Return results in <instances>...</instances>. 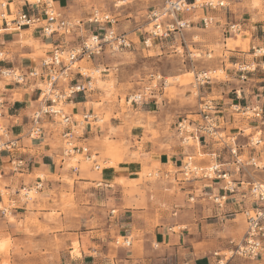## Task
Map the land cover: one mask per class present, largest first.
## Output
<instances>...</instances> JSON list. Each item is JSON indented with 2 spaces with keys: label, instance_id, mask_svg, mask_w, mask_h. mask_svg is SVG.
<instances>
[{
  "label": "crops",
  "instance_id": "crops-1",
  "mask_svg": "<svg viewBox=\"0 0 264 264\" xmlns=\"http://www.w3.org/2000/svg\"><path fill=\"white\" fill-rule=\"evenodd\" d=\"M54 2L58 8L64 9L67 13L69 8L75 6L77 0H54ZM6 3L7 6L3 10L8 17H14L22 9L31 12L29 7L23 6L21 0H7ZM70 13H67L70 18L81 21V24L87 21L89 15L85 9ZM185 16L190 17L191 14L186 13ZM229 25L218 22L215 27L223 32L222 37H213V40L205 44L206 51L210 52L215 51L216 42L223 41L224 44L215 65L223 68L226 78L210 81L213 92L206 96L214 99L217 105L218 109L215 113L224 133V140L227 142L200 136L194 139L191 145L182 143V145H170L160 153L159 157H152L150 155L152 151L147 150L145 160L149 166L162 172L170 171L168 180L152 184L151 191L146 193L144 199L141 196L131 197L124 193L119 208L113 209L117 214L109 216V208L101 211L107 212L109 216L107 221L94 225L90 224L92 221L88 219L87 230L75 233L79 236L76 239L78 241L76 244L80 245L79 256H69V253L73 252L71 244L75 240L64 239L67 246L64 253L67 264H264V257L258 261H250L240 257L227 259L224 255L233 248L232 242H238L245 234L247 218L244 211L256 206L249 191L251 183L264 182V169L245 165L243 170L238 172L235 168V157L230 152L231 146L236 143L239 158L247 161L251 157H256L259 163L264 162V124L243 118L230 109V104L237 100L236 90L241 89V103L256 102L264 97V53L262 55L253 53V50L264 49V26L246 21L243 26L238 24L239 29L233 31ZM88 27L86 25L84 30ZM241 32L247 34L244 35L245 38L250 39L248 49L237 44L231 48L227 47V40L233 38L238 41L237 37ZM0 33V38L4 42L2 50L5 53L1 65L27 69L36 65L55 46L74 45L79 41V35H84L86 31L77 30L70 35L56 33L51 37H45L35 26L6 30L5 21L1 19ZM128 34L136 43L134 50L131 51L139 50L141 36L135 32V29ZM211 44L214 46L213 50H209ZM240 65L249 67L246 81L240 79L238 69ZM3 88V94L7 99L5 123L11 128L13 135L22 137L23 157H32V161L23 172L12 173L7 157L0 154V172H3L0 192L4 189L11 195L21 186L32 185L38 178L43 179L42 175H46V181L52 180V177L63 168L58 163L59 154L54 146L52 130H49L47 136L40 142H30L25 137L30 116L38 106L37 91L7 83ZM82 98L85 97L81 94L75 95L73 102L79 116L87 112L85 104L88 102L83 101ZM74 115L76 116L75 112ZM120 124L114 121L105 123L103 127H96L95 133L98 137L107 136L118 141L124 135L119 130ZM93 128H90L92 132ZM256 135L262 138V142L253 146L251 140L255 139ZM188 155L192 156L195 163L200 166L221 164L234 180L236 189L233 192L227 190L224 180H176L174 171L180 169ZM137 163L138 161L134 163L125 161L119 163L117 169H108L102 178L109 182L101 184L110 186L114 185L113 181L116 180L137 179L134 174L141 168V162L138 163L139 165ZM77 177L82 183H87L90 178H96L85 172L82 175L79 173ZM2 198L4 203V196ZM215 198H221L223 206H219ZM13 212V218L17 223L9 221L3 229L11 238L8 255L11 264L20 256L26 257V251L22 250V246L25 248L29 241L25 234L19 231L18 225L20 216L24 215L26 210L15 209ZM116 236L131 237L133 246L125 250L112 249L111 242ZM35 254L29 252L27 258L31 259ZM6 258L7 255L0 252V261Z\"/></svg>",
  "mask_w": 264,
  "mask_h": 264
},
{
  "label": "rangeland",
  "instance_id": "rangeland-1",
  "mask_svg": "<svg viewBox=\"0 0 264 264\" xmlns=\"http://www.w3.org/2000/svg\"><path fill=\"white\" fill-rule=\"evenodd\" d=\"M6 2L7 0H0V14L6 13L2 7ZM157 4H160L158 0H77L75 6L69 8L67 13L85 9L89 12V17L93 8H99L116 16L117 31L128 34L137 25H147L146 13ZM200 12L202 11H195L197 14ZM211 12L222 24L243 26L246 21H251L253 24L264 26V0H231L228 8ZM8 18L11 19L13 16ZM215 26L202 30L197 25L194 30L187 33L188 46L179 47V50H175V47L179 46L180 42L173 36L172 39L162 42L154 41L151 48H145L141 43L140 49L136 51L130 49L115 55L105 54L90 61L82 60L76 63V66L82 67L95 78V90L86 97L83 96L85 98L82 100L88 102L85 104L87 111L95 113L98 121L93 124V132L90 126L78 127L76 132L77 135H82V140L87 138L85 142L91 147L94 157L91 160L84 155L63 158L60 128H57L58 126L49 128L52 130L50 133L55 139L54 146L59 154L58 163L63 170L48 181L46 175H42L45 181L44 188L39 193H33V198L28 203L19 204V210H26V213L20 216L19 231L23 232L29 241L25 248L22 246V250L26 251V257L20 256L13 264H67L64 256L67 246L64 239L75 240L71 244L73 252L69 253V256H79L80 245L76 244L79 236L75 233L87 230L88 219L92 221L90 224L94 225L107 221L109 216L117 214L112 211L119 208L124 193L127 196H141L144 199L146 193L151 191L152 184L166 181L164 178L149 176L159 169L149 166L145 160L147 150L152 151L150 154L152 157H159L170 145H182L177 130L178 123L182 119L188 122L199 121L200 103L205 100L214 101L206 96L213 92V85L206 83L197 86L195 76L201 71L216 70L215 73H211L212 76L219 80L226 78L223 68L215 65L224 47L223 41L216 42L215 51H206L205 48V44L213 40V37H222L223 32ZM128 36L131 38L129 34ZM239 37L238 41L228 39L227 47L239 45ZM240 46L248 49V45ZM213 47L211 44V48L208 49L213 50ZM254 52L256 50H253ZM256 53L262 55L264 49ZM97 69L100 71H96ZM152 74L161 75L167 81L166 87L155 89L142 104L129 103L131 94L140 92L145 85H149ZM4 84V82L1 84L2 87ZM75 106L68 105L66 109L73 114L75 112V117L81 119L78 111H75ZM112 121L121 123L119 130L124 134L123 138L115 141L112 137H98L95 133L96 127H103L105 123ZM257 135L255 139L258 138ZM125 161L141 162V168L134 174L137 179L132 181L120 179L113 181L114 185H102L101 183L109 182L105 181L102 175L108 169H117L119 163ZM95 162L100 165V170H95ZM73 167H77L78 170L75 171ZM84 172L96 178H90L89 183H82L77 176ZM2 192L4 203L8 204L10 193L4 189ZM105 208H109V216L107 212H101ZM13 214L14 212L7 218L0 217V242L3 241L0 252L7 255L0 264H11L8 257L11 238L3 229L9 221L17 223ZM111 248L125 250L117 248L114 241L111 242ZM29 252L36 254L29 259L27 258ZM224 255L227 259L233 258L230 250Z\"/></svg>",
  "mask_w": 264,
  "mask_h": 264
},
{
  "label": "built area",
  "instance_id": "built-area-1",
  "mask_svg": "<svg viewBox=\"0 0 264 264\" xmlns=\"http://www.w3.org/2000/svg\"><path fill=\"white\" fill-rule=\"evenodd\" d=\"M23 6L29 7L31 12L24 9L9 19L6 13L2 12L0 17L5 21V29L20 28L24 26H35L40 29L45 37H51L58 33L70 35L77 30L86 31L84 35H79V42L72 46L58 45L52 51L41 58L34 66L22 69L14 66H2L1 62L5 58L2 50L4 42L0 38V154L7 157L9 169L12 173L23 172L32 161V157H23L22 137L15 136L11 128L5 123L7 99L3 94L2 83L8 85L24 86L37 91L36 102L38 106L33 110L26 139L30 142L38 141L47 136L51 126L60 128V136L63 142L62 157H72L74 155H84L88 160L93 159L91 147L82 140V135H77L78 127H93L98 121L95 113L85 112L81 119H77L66 107L74 102L75 95L87 94L95 90V78L80 66H76L78 61H90L94 57L105 54L115 55L117 53L135 48V41L124 31L118 32L115 26L118 19L111 13L93 8L90 16L84 24L81 21L72 20L65 12L58 8L54 0H21ZM160 4L154 5L146 13L148 21L146 26L137 25L135 32L141 36V43L145 48H151L154 41L172 39L176 36L180 42L179 47L188 46L187 33L197 25L202 30H208L218 24V19L211 11L228 8L231 0H158ZM6 4H2L6 8ZM202 11L195 13V11ZM186 13H192L186 17ZM195 13V14H194ZM86 25L89 27L86 28ZM238 24H230L233 31L238 30ZM1 34V33H0ZM262 49L256 50L260 52ZM240 79L246 81L249 67L240 65ZM212 71H201L195 76L197 86H202L216 79ZM149 85H145L140 92L129 96L128 102L142 104L144 99L154 93L155 89L165 88L167 81L159 74H152ZM236 101L230 104L231 111L241 115L248 120H256L264 124V97L256 102L241 103V89L236 90ZM217 105L213 100L202 101L199 105V121H187L182 119L178 123V134L183 145H190L191 140L200 136L221 141L224 140L223 131L216 115ZM236 141V140H235ZM262 142V138L251 140V145ZM231 155L235 157V168L242 171L245 165L264 169V165L259 163L256 157H251L247 161L239 158L238 146L230 148ZM75 171L77 167H73ZM101 167L95 162V170ZM170 171L162 172L157 170L149 176L167 179ZM178 181L191 180H224L225 188L230 192L236 189L230 174L222 168L219 163L208 166H200L195 163L192 156H186L180 169L174 171ZM3 172H0V179ZM44 188V181L38 178L32 185H23L14 194L9 196L8 204L3 203L4 193L0 192V217H6L19 204H26L33 198V193H39ZM250 195L256 206L246 209L244 214L247 218V228L244 236L238 242H232L233 248L230 250L232 257H240L250 261H258L264 257V182L254 181L250 185ZM224 199L225 197H221ZM221 198H215L219 206H223ZM113 213L115 210L112 211ZM114 244L118 248L130 249L133 240L129 236H116Z\"/></svg>",
  "mask_w": 264,
  "mask_h": 264
},
{
  "label": "bare ground",
  "instance_id": "bare-ground-1",
  "mask_svg": "<svg viewBox=\"0 0 264 264\" xmlns=\"http://www.w3.org/2000/svg\"><path fill=\"white\" fill-rule=\"evenodd\" d=\"M115 28H116V26H115ZM116 30H117V29H116ZM244 32H245V31H244ZM244 32L240 34V37L238 36V37H239V46L242 44L244 47H246V46L248 45V42H249L250 39H249L248 37L245 38L244 35H247V34H245ZM236 41H237V40H236ZM96 71H100V70L97 69ZM176 78L179 79V77H176ZM176 78H175V79H176ZM175 79H174V80H175ZM177 79H176V80H177ZM69 105L73 106L74 104L71 103V104H69ZM2 246H3V244H2V242H0V247H2Z\"/></svg>",
  "mask_w": 264,
  "mask_h": 264
}]
</instances>
